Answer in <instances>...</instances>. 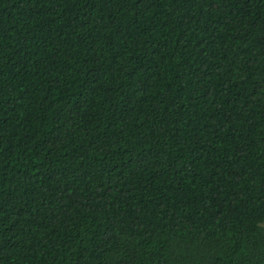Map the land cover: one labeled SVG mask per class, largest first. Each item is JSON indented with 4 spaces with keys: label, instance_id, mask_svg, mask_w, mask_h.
<instances>
[{
    "label": "trees",
    "instance_id": "16d2710c",
    "mask_svg": "<svg viewBox=\"0 0 264 264\" xmlns=\"http://www.w3.org/2000/svg\"><path fill=\"white\" fill-rule=\"evenodd\" d=\"M0 264H264V0H0Z\"/></svg>",
    "mask_w": 264,
    "mask_h": 264
}]
</instances>
